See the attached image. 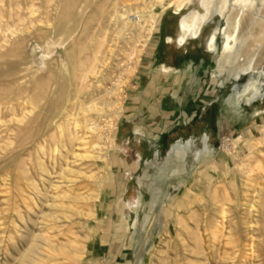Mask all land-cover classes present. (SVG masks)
Returning a JSON list of instances; mask_svg holds the SVG:
<instances>
[{
  "label": "rangeland",
  "instance_id": "374dc122",
  "mask_svg": "<svg viewBox=\"0 0 264 264\" xmlns=\"http://www.w3.org/2000/svg\"><path fill=\"white\" fill-rule=\"evenodd\" d=\"M198 2L0 0V264H264V34L247 39L240 25L238 61L251 70L237 78L232 65L218 69L217 36L202 81L213 98L188 122L157 133L132 107L158 33L201 12ZM126 6L145 8L140 27L108 31ZM226 23L213 17L201 36ZM107 102L106 113L84 111ZM205 149L237 158L211 169ZM176 188L187 211L173 221Z\"/></svg>",
  "mask_w": 264,
  "mask_h": 264
},
{
  "label": "crops",
  "instance_id": "0c3cea01",
  "mask_svg": "<svg viewBox=\"0 0 264 264\" xmlns=\"http://www.w3.org/2000/svg\"><path fill=\"white\" fill-rule=\"evenodd\" d=\"M213 17L201 28L196 37H188L181 43H179L180 25L185 17L181 19L179 24L164 27L158 33L156 48L153 50L155 52H152L147 58L151 63L147 68L145 67L147 71L142 72V75H150L149 79L143 86L138 85L139 91L134 97L135 102L132 104L133 108L139 109V114L147 112V116L151 117L150 121L155 125L157 133L161 132V128L169 129L170 125L167 124L172 122H188L197 113V108L201 103L211 101L213 98L212 84L206 83L205 86L202 81L204 75L209 77L210 61L219 49L218 37L215 39V47L212 45L213 48H211L209 46L214 29H210V33L208 31L204 37L201 36ZM155 25L156 22L152 30L155 28L156 31L157 26L155 27ZM144 64L145 62H142L141 66ZM165 125L166 127H164ZM203 142L205 144V141ZM190 148L191 142H187L185 147L177 148V155L180 160H183ZM179 150L184 151L182 156L179 155ZM204 152H206V154L203 153V156L207 162V167L214 169L216 166L220 171L221 169L224 171L230 169L228 163L230 158L228 160L220 159L214 156L211 150L205 149ZM232 158L230 164L233 162ZM216 180L214 177L207 179L208 185L216 184ZM177 191L178 188L174 190L170 198L174 210L168 211L169 218L173 221L178 220L180 217L177 213L178 209L184 205L183 197L177 196ZM182 208L187 211L186 206ZM171 228L170 225V230H172Z\"/></svg>",
  "mask_w": 264,
  "mask_h": 264
},
{
  "label": "bare ground",
  "instance_id": "6f19581e",
  "mask_svg": "<svg viewBox=\"0 0 264 264\" xmlns=\"http://www.w3.org/2000/svg\"><path fill=\"white\" fill-rule=\"evenodd\" d=\"M255 1H259L261 4L264 5V0H199L198 6L200 7L201 12H193L189 16L185 17L183 21L181 22L179 43L183 42L188 37H196L199 34L201 28L204 25H206L213 16H218V18H226V22H227L226 28H224L223 30L222 29L220 30V28H216L212 31L211 45L209 47L213 48L212 45L215 44V39L217 35H221V37L223 38V42H222L221 53L219 54L218 60H217L218 68L219 70H222L224 69L225 66L232 65L233 67L237 69L235 77L236 78L239 77V75L245 72V70L248 67H249L248 69H250L251 67L250 63L247 64L246 67H244L245 65L241 66L238 61L239 55H240V48L243 47V45L247 42L246 39H244V36L246 35H243L239 38L240 25L244 21L248 23V32L246 33L247 39L251 38L256 33L259 35L264 34V14H260L261 12L259 13L258 10L255 9ZM147 9L151 10L152 7L151 6L147 7ZM144 11H145V8L135 7V6L134 7L126 6L124 8L115 10L113 16L111 17L109 21L110 26H108L107 30L108 31L112 30L111 28L112 24L117 25L118 23H121V22H124V27L129 23H134V26L136 25L139 26L140 16ZM151 20H152L151 24L148 25L149 27L146 28V32H145L146 42L155 24L154 18H152ZM114 91H115V86L111 88L110 93H113ZM247 102H249V100ZM112 107H113V104L110 102L92 103L89 106H86L84 111L85 113H88V114L89 113L103 114V113L108 112ZM88 129H89V132H94V131L100 130V127L98 125H94L93 123H91L89 124ZM228 142L229 140L227 139L224 141V144L227 145ZM225 150H227V148H225ZM183 153H184L183 150H179L180 156H182ZM232 188H233L232 190H236V185H233ZM232 192L234 193V191ZM253 194L255 195V197L253 195L252 200L250 199L251 201L249 202V205H248V217H247L248 219H250L251 214L253 212H257L256 207L258 205L259 200L256 199L257 198L256 195H258L259 192L258 193L254 192ZM47 196L49 197V195ZM244 224L252 225V222L248 220ZM33 249L35 250V248ZM31 252L32 251L26 252V253L31 254ZM25 257L28 258V256H25Z\"/></svg>",
  "mask_w": 264,
  "mask_h": 264
}]
</instances>
